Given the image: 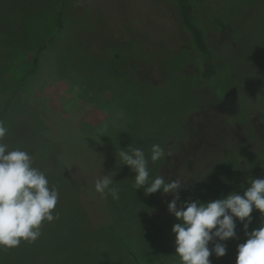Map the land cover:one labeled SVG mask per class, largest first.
Segmentation results:
<instances>
[{
	"label": "rangeland",
	"instance_id": "1",
	"mask_svg": "<svg viewBox=\"0 0 264 264\" xmlns=\"http://www.w3.org/2000/svg\"><path fill=\"white\" fill-rule=\"evenodd\" d=\"M192 3L212 79L177 0H0L3 143L27 151L59 191V218L35 243L0 247V264H180L174 195L132 187L136 173L118 156L129 145L144 151L150 179L185 183L178 208L243 195L264 178V0ZM153 144L172 155L153 163ZM106 174L119 200L95 191ZM251 216L248 232L264 219ZM235 223V238L209 243L226 247L211 264H236L247 236Z\"/></svg>",
	"mask_w": 264,
	"mask_h": 264
},
{
	"label": "clouds",
	"instance_id": "2",
	"mask_svg": "<svg viewBox=\"0 0 264 264\" xmlns=\"http://www.w3.org/2000/svg\"><path fill=\"white\" fill-rule=\"evenodd\" d=\"M8 128L0 121V247L12 249L22 242L35 243L42 235L44 222L59 218L54 210L59 201L56 186H49L45 172L33 167V157L24 150H9L3 143ZM127 149V150H125ZM151 161L171 156L159 144H153ZM121 164L136 173L132 187L144 189L145 195L162 190L173 194L168 211L179 221L172 227L175 234V252L180 264H211L209 257L214 251L218 257L226 254V247L216 243L213 249L209 243L215 238L221 241L236 237L238 218L244 226L247 240L238 245L236 264H264V219L259 228L248 232L252 222L253 209L264 217V178L250 179V186L243 195L231 192L226 198L208 203L186 202L177 207L180 200L178 190L185 183L180 179L165 180L161 175L150 179L148 159L141 148H121L118 152ZM113 176L108 174L95 180V191L105 199H120V189L114 187ZM246 221V222H245Z\"/></svg>",
	"mask_w": 264,
	"mask_h": 264
},
{
	"label": "trees",
	"instance_id": "3",
	"mask_svg": "<svg viewBox=\"0 0 264 264\" xmlns=\"http://www.w3.org/2000/svg\"><path fill=\"white\" fill-rule=\"evenodd\" d=\"M177 7H178V13L180 19L184 27L192 36L196 49L198 50V52L201 53L203 57L202 76L205 79H212L216 75V65L214 62V57L211 54V50L207 44L203 30L193 20L194 7L192 0H177ZM62 15H63V3H62V7L57 13V18H56L57 29L55 31V35H58L64 30L65 26ZM51 40L52 39L47 41L46 44H43L39 47L38 54H41L46 49V47L51 42ZM178 259L179 257H177L175 261H177ZM159 264H171V263L161 262Z\"/></svg>",
	"mask_w": 264,
	"mask_h": 264
}]
</instances>
